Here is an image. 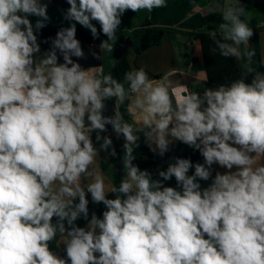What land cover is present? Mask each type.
<instances>
[{"label": "clouds", "instance_id": "obj_1", "mask_svg": "<svg viewBox=\"0 0 264 264\" xmlns=\"http://www.w3.org/2000/svg\"><path fill=\"white\" fill-rule=\"evenodd\" d=\"M50 2L0 0V264H264V71L241 0H217L207 32L239 76L182 93L81 63L78 25L106 37L90 46L102 61L128 10L166 0H66L45 38ZM142 144L167 166L141 168ZM100 160L119 161L118 183Z\"/></svg>", "mask_w": 264, "mask_h": 264}, {"label": "trees", "instance_id": "obj_2", "mask_svg": "<svg viewBox=\"0 0 264 264\" xmlns=\"http://www.w3.org/2000/svg\"><path fill=\"white\" fill-rule=\"evenodd\" d=\"M54 4L48 9L49 15L51 17V22L48 26L42 30L43 37H54L56 31L62 27L67 26V22L63 21L61 10L67 9L68 5L65 0L64 5H57L58 0H53ZM201 8L206 7L211 3L212 0H193ZM251 0H248L246 18L248 16V5ZM97 27H99L97 25ZM254 35L250 40V47L254 48L256 55L254 57V66L259 70L264 71L260 33L264 31L263 28L253 29ZM211 30L199 29V30H183L170 26L155 25L151 13L146 10L140 11L138 13L128 10L122 17V24L117 32L118 41L114 47L112 53H101L103 60L99 61L91 57L90 46L93 50L99 51L100 40L106 39L103 35L100 39L93 40L90 32L79 25L77 26V37L81 40L82 46L84 47L87 59L81 61L85 67H92L96 65H102V71L105 73L112 71L114 76L118 79H122L123 73L129 69H133L130 64L129 56L134 53L137 56L141 55L147 49L162 45L166 35L171 34H183L192 37L194 40H199L202 46L203 59H204V70L207 74V79L201 82H191L188 84L187 88L190 90L202 91L205 86H216L221 83H227L228 80L236 78L239 76L241 71V66L244 61H237L234 58H224L219 55V52H213L212 49L215 47L213 42L207 36V32ZM49 45H42L43 48H47ZM113 64L115 67L113 68ZM138 68V67H137ZM156 77H162L158 75ZM123 107V106H121ZM138 158L136 163L140 165L141 168H149L154 170L158 165H163L166 167L167 156L161 160L155 158L149 152L148 148L141 145V148L137 150ZM170 155H178L182 157H191L194 161L197 159H202L198 154L193 153L191 149L184 145H177L173 148ZM147 157L144 159L143 157ZM109 163L115 166V184L118 183L119 175L122 173L116 170L120 169V163L118 160L109 161ZM104 168L108 163L104 162ZM53 248H59V241L53 242Z\"/></svg>", "mask_w": 264, "mask_h": 264}, {"label": "crops", "instance_id": "obj_3", "mask_svg": "<svg viewBox=\"0 0 264 264\" xmlns=\"http://www.w3.org/2000/svg\"><path fill=\"white\" fill-rule=\"evenodd\" d=\"M195 5L196 13H204L203 8ZM151 16L155 25L171 26L170 23H165V19L163 20L161 16L156 17L152 13ZM172 35L178 37L172 38ZM260 42L264 62V31L261 33ZM129 61L133 69L143 67L154 80L167 78L176 92L182 93L191 82H201L207 79L203 67L201 42L183 34L166 35L162 45L151 47L139 56L132 53ZM99 70L102 69H93V71ZM158 75L162 77H156ZM98 167L103 171L106 182L110 181L115 184L114 168L110 165L104 168L103 160L98 161Z\"/></svg>", "mask_w": 264, "mask_h": 264}, {"label": "rangeland", "instance_id": "obj_4", "mask_svg": "<svg viewBox=\"0 0 264 264\" xmlns=\"http://www.w3.org/2000/svg\"><path fill=\"white\" fill-rule=\"evenodd\" d=\"M166 3L167 7L154 9L151 13L156 17L161 16L163 20L165 19V23H170V27L192 31L199 29L218 30L219 24L222 22V15L219 13L210 16H206L204 13H196L197 7L193 0H166ZM56 4L64 5L65 0H58ZM247 20L253 29L264 27V0H251L248 5ZM171 37L177 38L178 36L172 35ZM175 43L177 45V42L174 41Z\"/></svg>", "mask_w": 264, "mask_h": 264}, {"label": "water", "instance_id": "obj_5", "mask_svg": "<svg viewBox=\"0 0 264 264\" xmlns=\"http://www.w3.org/2000/svg\"><path fill=\"white\" fill-rule=\"evenodd\" d=\"M217 2V0H213L212 3H210L209 5H207L206 7L203 8L204 10V14L206 16H210V15H214V14H218V11L214 10L213 5H215V3ZM241 3L246 6L248 3V0H241ZM54 4V1L51 0V2L49 3V8L52 7Z\"/></svg>", "mask_w": 264, "mask_h": 264}, {"label": "flooded vegetation", "instance_id": "obj_6", "mask_svg": "<svg viewBox=\"0 0 264 264\" xmlns=\"http://www.w3.org/2000/svg\"><path fill=\"white\" fill-rule=\"evenodd\" d=\"M213 1V0H212ZM212 1H211V3H212Z\"/></svg>", "mask_w": 264, "mask_h": 264}]
</instances>
